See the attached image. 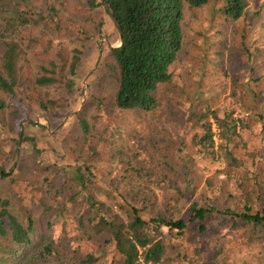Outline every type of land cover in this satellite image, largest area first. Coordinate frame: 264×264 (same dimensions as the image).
I'll list each match as a JSON object with an SVG mask.
<instances>
[{"label":"trees","instance_id":"trees-1","mask_svg":"<svg viewBox=\"0 0 264 264\" xmlns=\"http://www.w3.org/2000/svg\"><path fill=\"white\" fill-rule=\"evenodd\" d=\"M79 3L88 10L103 8L117 33L119 45L109 54L116 63L113 104L121 112L150 118L158 111V90L174 79L183 49L185 8L210 5L213 14L231 21L233 34L241 31L232 39L243 64L233 70L217 59L221 76L231 75L229 84L205 88L197 82L188 98L174 144L179 185L165 174L168 167L144 160L154 154H146L143 145L120 146L106 169L98 170L83 155L59 163L51 159L54 150L38 148L26 134L40 123L29 120L27 104L16 95L25 73L23 34L40 22L59 31L58 10L0 0V264H264V0ZM249 27L262 48L246 41ZM73 32L85 33L81 26ZM45 36L36 41L41 39L40 51L49 56ZM77 63L76 54L61 48L31 81L37 87L62 83L70 90ZM224 92L226 100L217 104ZM28 97L43 111L53 108L39 93ZM74 119L80 152L95 156L92 125L81 112ZM151 146L155 153V143ZM196 173L200 181L194 182Z\"/></svg>","mask_w":264,"mask_h":264},{"label":"rangeland","instance_id":"rangeland-1","mask_svg":"<svg viewBox=\"0 0 264 264\" xmlns=\"http://www.w3.org/2000/svg\"><path fill=\"white\" fill-rule=\"evenodd\" d=\"M28 1L32 2L37 11L46 12L47 5H54L58 10V21L61 28L59 31H51L43 27L40 22L34 26L31 34L27 32L23 34L26 55L20 63L23 64L25 73L21 77L23 84L17 89L16 95L18 99H22V103L27 104L29 120L40 123L25 129L26 134L35 137L38 148L54 150V155L51 156L52 160L65 163L71 162L76 157L82 159L83 155L88 157L87 159L98 170L109 167L111 164L108 161L110 153L114 155L113 153L120 146L126 145L128 148L132 146L133 150H136L138 145H143L146 154H154L152 159L146 157L144 160L151 165L158 163L168 167L165 174H170V181L179 185L178 183L181 181L180 167L177 165L179 161L175 160L173 156L174 144L176 140L178 141L175 135L179 131L183 117H185L183 108L185 110L189 99H192L190 96L193 92L195 93L197 82L205 88H219L226 83L229 84L231 75L221 76V64L217 65L216 60L223 59V66L233 70L242 66L243 57L240 50L236 48L241 31L238 30L237 34H233L232 22L213 14L210 5L185 8L184 45L174 64L175 76L170 83L160 86L157 93L160 106L155 115L149 118L140 113L130 115L121 112L113 104L116 63L109 54V49L119 45V41L113 23L108 20L103 8L88 10L80 5L79 0ZM77 26L83 27L84 35H77L73 32V28ZM42 33L49 40L48 54L52 53V55L47 56L40 51L39 47L42 41L41 39L36 41V39ZM28 35L30 36L27 37ZM25 37L27 38L25 39ZM232 37H237V40L234 41ZM30 38L33 40L27 41ZM42 39L44 40V38ZM246 41L253 47H263L260 44V38L250 32V27L246 32ZM224 46L227 48L224 49ZM61 48L66 49L69 54L74 53L78 56L72 89L67 90L62 83L43 87L35 86L31 77H35L42 65L49 67V62ZM74 50L77 51L73 52ZM218 51H222V56L216 54ZM204 63L206 72L200 76ZM66 69L67 65L62 70V75L66 73ZM230 69H227L229 74H231ZM37 93L43 97L44 101H53L51 110L39 109L36 100L28 97V95L37 97ZM227 95L228 92H224L219 100H216L217 104L226 100ZM204 96L207 97L208 94H204ZM14 108L12 106L7 110L5 115L8 118H12L8 115V111L12 112ZM79 112L92 125L91 134L96 137L94 143L99 146L96 155L92 157L85 152H80L81 147L76 139L78 127L74 118ZM25 123L26 121H22L21 125ZM6 135H2L4 139ZM171 140L173 143L169 144ZM154 143L155 153L151 148ZM2 144L3 147L8 148L7 142ZM18 157L17 153L13 164L17 162ZM26 162L27 166H31V157L27 156ZM9 164L8 162L7 165ZM119 173V169L117 172L115 171L116 176ZM196 180L200 181L197 173L194 174V182ZM122 182L119 181V183ZM197 183L199 186V183L202 182ZM98 196L104 197L103 194H98ZM163 230L166 232L167 228L164 227ZM171 242L174 245L177 244L175 240ZM174 247L167 248L170 255L175 253Z\"/></svg>","mask_w":264,"mask_h":264}]
</instances>
